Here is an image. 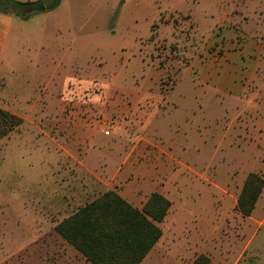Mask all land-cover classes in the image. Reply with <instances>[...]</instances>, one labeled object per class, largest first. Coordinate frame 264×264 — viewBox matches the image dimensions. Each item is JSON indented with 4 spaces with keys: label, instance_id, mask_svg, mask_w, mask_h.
Returning <instances> with one entry per match:
<instances>
[{
    "label": "rangeland",
    "instance_id": "374dc122",
    "mask_svg": "<svg viewBox=\"0 0 264 264\" xmlns=\"http://www.w3.org/2000/svg\"><path fill=\"white\" fill-rule=\"evenodd\" d=\"M238 35L264 47V0H63L26 20L0 12V108L23 119L0 141V264H92L69 255L55 228L104 192L85 194L82 167L119 154V169L135 167L121 184L131 201H174L142 264L238 259L242 220L228 215L242 214L248 175L262 178L264 116L239 119L242 100L206 66ZM251 76L238 78L247 104L264 96V51ZM67 148L87 157L57 163ZM139 169L150 188L137 197Z\"/></svg>",
    "mask_w": 264,
    "mask_h": 264
},
{
    "label": "trees",
    "instance_id": "16d2710c",
    "mask_svg": "<svg viewBox=\"0 0 264 264\" xmlns=\"http://www.w3.org/2000/svg\"><path fill=\"white\" fill-rule=\"evenodd\" d=\"M63 0H47L46 10L58 8ZM29 2L0 0V12L28 19ZM23 124V119L0 108V141ZM264 188L257 174L248 175L238 199V210L250 216ZM172 202L153 193L142 210L115 191H109L59 223L55 231L92 264H142L159 243Z\"/></svg>",
    "mask_w": 264,
    "mask_h": 264
},
{
    "label": "crops",
    "instance_id": "0c3cea01",
    "mask_svg": "<svg viewBox=\"0 0 264 264\" xmlns=\"http://www.w3.org/2000/svg\"><path fill=\"white\" fill-rule=\"evenodd\" d=\"M241 38L243 42L244 41L243 36L238 35L236 36L235 40H233L231 43L225 44V48L223 51L224 53L222 57L213 58V60H210L213 62H210L209 65L206 64V66L212 67L211 72L213 76L222 75V77L225 78V82L224 84L221 85L220 89L228 91L230 96L233 95L236 99H238L237 101L242 100V103L244 106L242 107L238 118L241 119L243 117L249 120L250 122H253L254 120H257L259 117L262 118L264 116V96L263 97L252 96L250 102H248L249 104H247L245 100V99H249L248 97H246L247 95L238 94V88L240 86L241 87L244 86L242 84H239L238 78H243L246 76V78L251 80L252 73H254V71H256L258 68L260 57H262V52L264 51V47L259 45L258 43H253V41H250V42L247 41L245 46L243 47L241 46L242 42H240ZM214 60L216 61L215 64H213ZM243 68L248 69V74L245 71H242ZM206 71L207 73L210 72L209 69H207ZM232 73L237 75L236 80L233 79L234 77L232 78L233 80L231 79ZM242 74H245V76H243ZM205 83L208 86V88L214 89V87L210 86L209 82H205ZM220 89L216 88V92L220 91ZM245 125L248 126V123L246 122ZM256 131L257 133H260L262 135L264 134L263 132L264 127L260 126L259 130H256ZM260 144L262 146L264 144V140L261 141ZM260 149L264 151V146L261 147ZM77 152H80V151H77ZM111 152L114 153V151H111ZM118 156H119V160L117 161L115 165H111L110 160L99 157L95 161H93V163L90 165L92 169L88 168V170H86L87 167L85 165H84L85 169L82 167V169L84 170L83 171L84 173L86 172L90 173V175H87L89 176L88 182L90 186L83 187V189L85 190L84 192L85 194L87 193L94 194L98 188L101 190L104 189V192H102V195H103L109 191H115L117 194H119L123 199H125L132 206L142 210L145 204L147 203V201L149 200V198L151 197V195L153 193H158V192H152L149 198H147V200L143 204L139 200L137 204L131 201L127 197L128 188L122 189L121 184L124 182L125 179L129 180L131 176L130 173L131 171L133 172L135 167L131 165L132 167H129L126 171L125 169H119L120 167H122V165L124 168L125 165H124L123 157H122L123 154H119ZM57 157H58L57 163H59L60 159H63V160L65 159L68 162L73 161L77 163L79 157L85 160V157H87V153L85 151H81L76 156L73 151L67 148L65 150L60 149V152L58 153ZM261 162H262V165H260V167L264 168V158H260V163ZM80 165H83V163L80 162ZM112 166H113V169L111 170ZM135 172L137 173L133 176L135 181L132 179L131 182L134 183V185H132L133 188L137 187L136 196L140 197V194H139L140 189L148 190L150 187H146L145 183H142L140 181V176H141L139 174L140 169ZM260 173L264 180V170L260 171ZM151 177H152L151 175L148 176V179H151ZM143 179L147 180L146 178H144V176H143ZM140 182H141V185H140ZM91 183L94 184V186H92ZM129 187H131L130 183H129ZM228 195L231 196V193H228ZM236 202L237 200L234 201L235 209H236V204H237ZM173 204H174V201L172 202V206ZM85 205L86 204H84L82 207H84ZM82 207H79L76 210V212ZM231 212L232 213H230L228 216H232L233 214H236L237 217L242 220V226L240 227V230L238 231L240 233V237H238L236 232L234 233V238L237 239L239 243H241V255L238 259H230L229 257V258H224L221 260H223L224 264H264V188H263L260 198L258 199L256 203V207L250 216H243L236 210L235 211L232 210ZM74 213H72L71 215H73ZM168 216H169V213L165 220H167ZM216 217H217L216 220L212 219V221H208L209 232L207 236H214L213 234L216 233V230H217L216 221L219 218L218 215ZM58 236L60 240L63 241V243L67 246L69 255L72 256V255L79 254L80 256H82L78 250H76L72 245H70L60 235ZM198 239H200V236ZM156 247L157 245L151 250V252H153V250ZM231 258L233 257L231 256ZM172 262L173 264H176V262L174 263L173 259L164 260V264H171ZM143 263H145V260ZM213 264H217V263L215 262Z\"/></svg>",
    "mask_w": 264,
    "mask_h": 264
},
{
    "label": "water",
    "instance_id": "95a60500",
    "mask_svg": "<svg viewBox=\"0 0 264 264\" xmlns=\"http://www.w3.org/2000/svg\"><path fill=\"white\" fill-rule=\"evenodd\" d=\"M26 11L29 13L44 12L46 11V2L39 0L38 2L30 3L26 6Z\"/></svg>",
    "mask_w": 264,
    "mask_h": 264
}]
</instances>
